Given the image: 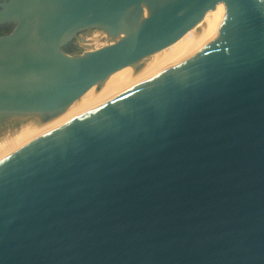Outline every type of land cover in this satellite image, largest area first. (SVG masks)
Here are the masks:
<instances>
[{
  "label": "water",
  "instance_id": "95a60500",
  "mask_svg": "<svg viewBox=\"0 0 264 264\" xmlns=\"http://www.w3.org/2000/svg\"><path fill=\"white\" fill-rule=\"evenodd\" d=\"M217 1L0 2V112H47L0 149V264H264V0Z\"/></svg>",
  "mask_w": 264,
  "mask_h": 264
},
{
  "label": "bare ground",
  "instance_id": "6f19581e",
  "mask_svg": "<svg viewBox=\"0 0 264 264\" xmlns=\"http://www.w3.org/2000/svg\"><path fill=\"white\" fill-rule=\"evenodd\" d=\"M243 1L244 0H222L223 3L217 1V4L218 6L234 5L245 7ZM150 11V4L145 1L141 9L140 19L142 20L146 18L149 15ZM211 12L214 13L206 15L201 21H194V23L189 28L181 32V34L171 44L160 50L168 49L186 43L193 39L214 33L220 19V8L209 11V13ZM86 29L87 30L86 32H84V35L82 34V36L79 38L78 43L82 46L87 47V53L105 47L107 45H111L112 43L123 37L127 31L125 25L122 26L120 32L117 35L109 34L107 28L103 25H92L87 27ZM107 41H109L110 44H105V42ZM46 113L47 112L20 111L0 112V149L6 146L9 142L15 139L26 129H28Z\"/></svg>",
  "mask_w": 264,
  "mask_h": 264
},
{
  "label": "rangeland",
  "instance_id": "374dc122",
  "mask_svg": "<svg viewBox=\"0 0 264 264\" xmlns=\"http://www.w3.org/2000/svg\"><path fill=\"white\" fill-rule=\"evenodd\" d=\"M1 1L2 0H0V2ZM219 2L223 3L222 0H219ZM216 12H218V11H216ZM212 13H214V12L208 13L207 15L212 14ZM134 24H135V22L133 21V23H131V25L130 24L126 25L127 26L126 32H129V30L134 26ZM15 25H16L15 20H10V21H7L5 23L0 24V35H6V34L12 33ZM86 28L79 29V30L71 33L68 36H64L61 39V42L59 44V50L61 51L62 54H64L65 56H68V57L76 58V57H81L88 52V50H86L87 47L82 46L78 43L79 38L82 36V34L84 35V32H86V30H87ZM94 29H97V28H94ZM88 30H90V29H88ZM108 43L110 44L109 41L105 42V44H108Z\"/></svg>",
  "mask_w": 264,
  "mask_h": 264
}]
</instances>
